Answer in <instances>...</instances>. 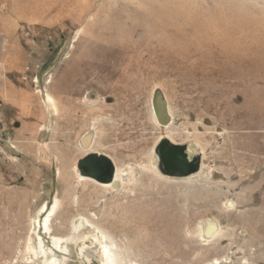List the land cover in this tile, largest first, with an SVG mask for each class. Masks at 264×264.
I'll use <instances>...</instances> for the list:
<instances>
[{
  "label": "rangeland",
  "instance_id": "obj_1",
  "mask_svg": "<svg viewBox=\"0 0 264 264\" xmlns=\"http://www.w3.org/2000/svg\"><path fill=\"white\" fill-rule=\"evenodd\" d=\"M181 1L236 9L238 51L217 28L153 26L138 0H0V264H81L61 222L83 183L88 193L101 184L75 169L91 152L122 168L129 190L165 183L164 199L177 203V235L159 234L152 222L167 216L147 203L133 201L129 219L108 213L101 224L114 264H264V0ZM157 86L172 115L165 128L153 109ZM163 134L202 151L198 173L156 171ZM56 196L48 235L49 211H38ZM206 217L222 226L214 239L203 238Z\"/></svg>",
  "mask_w": 264,
  "mask_h": 264
},
{
  "label": "bare ground",
  "instance_id": "obj_2",
  "mask_svg": "<svg viewBox=\"0 0 264 264\" xmlns=\"http://www.w3.org/2000/svg\"><path fill=\"white\" fill-rule=\"evenodd\" d=\"M138 2L146 8L145 13H143L142 11L138 12L141 15L140 17L145 18V19L150 18L151 24L155 27L161 28L162 30H167V29H170L171 27H177V25H180V24L185 25V26L192 25L195 27V29L204 28V30L211 29V28L212 29L217 28L220 30L218 37H220V39L222 38L223 40H227L226 42H228L225 47L234 48L236 44L239 42V39H235V38L233 39L234 37L233 35L243 27L244 22L242 18L239 16V12L236 9H233V8L221 9L218 7L212 8L210 10L198 9L195 5H192L191 3H189V1L185 2L181 0H138ZM130 8L133 9V7H130ZM185 26L183 28H186ZM193 28L191 27L192 30ZM178 30H180V33H183L181 31L182 29H177V31ZM203 31H202L201 38L202 37L204 38L205 36V31H204V36H203ZM200 32H198V34ZM213 34L215 35V33ZM186 35L187 33L185 34V36ZM207 35L209 36V34ZM198 36L200 37V34ZM210 36H212V34ZM181 37H183V35H181ZM218 37H216V39ZM188 40H190V38ZM204 40L207 41V39L205 38ZM210 40H212V38ZM208 41H209V38H208ZM222 42L223 44H225L224 41ZM222 47L224 46L222 45ZM125 52H128V51L125 50ZM73 90L76 92H81V90L83 89L81 87H77V88H73ZM47 96H48V100L53 105H55V100L53 96L48 95V94ZM161 127L165 128L167 127V125H161ZM163 136H167V134H163ZM93 141L94 139H92L91 136L87 135L82 140V147H84L85 149L89 148ZM190 149H192L194 152H198V148H196L195 146L193 147L190 146ZM154 166L157 171L158 168H157L156 157L154 160ZM75 169L78 174L79 180L81 181H88L89 179L94 180L91 177L81 175L76 165H75ZM157 172H159V170ZM123 173L124 171L122 170V168H119V167L117 168V165H116L114 179L108 183L99 182L101 183L99 184L100 186L98 188L89 189L90 190L89 193L87 192V190H85V187L88 185L87 182L83 183L82 190L80 192L81 199L79 201L70 202L67 205H65V210L62 215L63 219H62L61 224L66 227L69 224L71 225L70 229L72 231V237L73 239L76 240L75 241L77 243L76 245H79L80 247V249L78 248L79 249L78 255H79V261L81 264L83 263L85 259L84 258L85 254L87 253L91 254L94 252L97 253L95 241L99 242L98 243V257L101 263L102 264H114L116 262V259H115L116 256L113 253V251L115 250V249L113 250L114 243L109 244V245L112 244V247L108 245L107 239H108L109 234H108L107 229L105 228L106 226L102 225L103 224L102 222L103 221L107 222L105 219V216L108 213L111 216L115 214L120 219H129V217H132L133 208L131 204L133 201H139L142 204L147 203L158 213L161 210H163L167 218L157 216L153 220L152 225L155 228H159L161 230L159 232L160 235H177V227L179 226V221L177 220V203L168 202L164 199L163 187L166 184L158 183L157 186L150 192H145L144 189L129 190L128 187L126 186L125 177ZM160 175L165 176L161 173ZM165 177H169V176H165ZM143 179L145 181L147 177L142 176L141 180ZM161 179H169V178L161 177ZM63 186L64 188H66L65 182ZM75 192H77V190ZM112 193H114V195L108 198L107 195L108 194L110 195ZM113 204L115 206H113ZM59 205H60V198L59 196H56L54 200V204L53 206H51V208L47 206V204H45L38 211V216L42 215L46 208H47V211H49L47 217L43 221L45 234L56 235L55 233L56 230L52 227L51 221H52V218L56 216ZM109 223L116 227L117 229L116 232H119L122 234H130L132 233L130 231H133L132 229H130V231L127 230L130 228V226H128L126 223H119L120 225H117L116 223L112 224L111 222ZM200 224L203 226L202 227L203 230L201 229V232L203 231V238L205 240L214 239L218 231H220L222 227L221 224L218 222V220L210 218V217L201 219ZM53 241H54V245L57 248L60 247L62 249L61 244L64 241L63 238L54 236ZM41 242L43 243L42 239H41ZM57 262H53V264H56Z\"/></svg>",
  "mask_w": 264,
  "mask_h": 264
},
{
  "label": "water",
  "instance_id": "obj_3",
  "mask_svg": "<svg viewBox=\"0 0 264 264\" xmlns=\"http://www.w3.org/2000/svg\"><path fill=\"white\" fill-rule=\"evenodd\" d=\"M152 103L158 122L161 125H169L172 121L169 102L159 86L154 89ZM155 152L158 157L157 168L165 176L188 177L201 170L202 151L199 150L191 156L188 143L174 142L169 137L163 136L157 144ZM77 167L81 175L104 183L111 182L116 171L114 161L107 154L100 152L86 154L79 159ZM95 242L97 253L85 254L82 264H102L98 257L99 242ZM78 248L80 249L79 245Z\"/></svg>",
  "mask_w": 264,
  "mask_h": 264
}]
</instances>
